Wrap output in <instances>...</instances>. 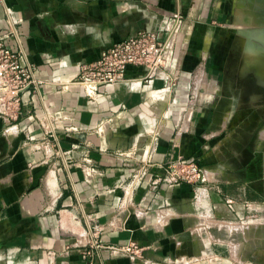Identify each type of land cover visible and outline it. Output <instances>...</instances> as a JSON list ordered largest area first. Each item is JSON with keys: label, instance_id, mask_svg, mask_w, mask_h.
<instances>
[{"label": "crops", "instance_id": "0c3cea01", "mask_svg": "<svg viewBox=\"0 0 264 264\" xmlns=\"http://www.w3.org/2000/svg\"><path fill=\"white\" fill-rule=\"evenodd\" d=\"M189 1L0 0V32L10 7L42 81V98L32 89L22 95L17 122L5 125L0 119V256L19 264H83L80 252L96 231L105 245L134 240L148 246L135 264H263L256 258L264 257V250L250 248L249 241L264 240V233L241 230L252 217L264 220V105L244 109L215 100L182 131H176L177 111L171 110L152 165L140 174L146 136L137 138L135 118L148 117L157 108L146 91L117 83L88 98L70 82L79 64L96 58L106 40L148 26L145 7L159 15L196 12L187 9ZM213 1L210 16L214 12L226 21L222 0ZM217 29L181 25L176 44L183 55L179 98L200 61L199 46L187 34ZM7 43L16 46L13 37ZM140 72L128 66L124 76ZM45 110L58 116L51 125ZM105 119L110 127L96 132L92 126ZM133 143L135 158L116 153ZM85 151L96 169L91 176L81 165ZM191 155L200 159L198 181L152 186L168 161ZM90 249L92 264H132L106 248Z\"/></svg>", "mask_w": 264, "mask_h": 264}, {"label": "built area", "instance_id": "2783aa9c", "mask_svg": "<svg viewBox=\"0 0 264 264\" xmlns=\"http://www.w3.org/2000/svg\"><path fill=\"white\" fill-rule=\"evenodd\" d=\"M6 28L0 32V119L5 125L18 121L22 114V95L32 89L42 98L40 85L42 81L35 75V68L28 53L23 47L16 25L19 19L10 7H6ZM148 26L136 29L117 41H105L96 58L81 62L74 78L70 81L83 88L88 98H93L101 89H107L117 83H126L132 90L146 91L151 105L157 106L150 116L140 115L135 118L137 138L145 135L143 146L144 156L139 170L145 173L152 165L153 155L157 149V139L163 121L170 115L171 110L177 111L176 131L190 127L192 121L203 110L205 100L197 93L196 77L190 79L185 88V94L179 98V80L182 75L181 62L183 55L176 50L180 37L181 17L179 11L159 15L145 7ZM170 16L172 20L169 21ZM13 37L16 46L7 43ZM187 49V43L181 45ZM128 66H137L141 72L132 77H125L124 71ZM159 79V85L155 80ZM45 120L49 125L57 114L45 110ZM96 132H104L110 127V119L100 120L92 126ZM78 132L79 128L72 129ZM171 143L175 138L170 139ZM136 143L127 150L117 149L116 153L124 158H135ZM83 171L91 176L96 169L85 151L81 157ZM163 174L154 178L152 186L164 182L170 187L185 183H195L200 177L201 163L199 156H178L168 161L163 167ZM132 177V184L136 181ZM90 248L99 250L106 248L110 252L128 257L132 264L142 260L148 246L141 245L134 240L124 244H103L96 231H92V239L88 248L81 250L83 264H92ZM0 264H19L13 258L0 256Z\"/></svg>", "mask_w": 264, "mask_h": 264}, {"label": "rangeland", "instance_id": "374dc122", "mask_svg": "<svg viewBox=\"0 0 264 264\" xmlns=\"http://www.w3.org/2000/svg\"><path fill=\"white\" fill-rule=\"evenodd\" d=\"M214 3L213 0H190L187 9L195 7L196 12L182 13L179 8L181 25L218 27L216 32L187 34L200 50V61L191 72V78L196 77L197 93L205 104L217 100L218 104L244 109L264 105V0H222L220 12L228 15L226 21L224 17L213 16L214 12L210 16ZM241 231L262 234L264 220L252 217ZM249 247L263 251L264 240H250ZM256 259L261 261L264 257Z\"/></svg>", "mask_w": 264, "mask_h": 264}, {"label": "bare ground", "instance_id": "6f19581e", "mask_svg": "<svg viewBox=\"0 0 264 264\" xmlns=\"http://www.w3.org/2000/svg\"><path fill=\"white\" fill-rule=\"evenodd\" d=\"M244 44H245V43H244ZM245 46H246V45H245ZM256 48H257V47H256ZM261 50H262V49H261ZM246 54H247V52H246ZM254 54H255V53H253L252 56H253ZM247 55H248V54H247ZM258 57H259V59L262 58V57H260V55H259ZM253 58H254V56H253ZM251 59H252V58H251ZM246 60H248V62L251 63V62L249 61V59H246ZM255 63H256V62H255ZM257 63H258V62H257ZM259 63H260V62H259ZM259 63H258V64H259ZM262 63H263V62H261V64H262ZM261 67H263V65H262ZM259 73H260V72H259ZM262 73H263V72H262ZM260 74H261V73H260ZM258 75H259V74H258ZM258 75H257V76H258ZM261 75H263V74H261ZM261 75H260V76H261ZM260 76H259V77H260ZM260 78H261V77H260ZM260 78H259V80L262 81L263 78H262V79H260Z\"/></svg>", "mask_w": 264, "mask_h": 264}]
</instances>
